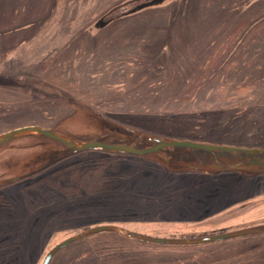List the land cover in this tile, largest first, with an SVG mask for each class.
<instances>
[{
    "label": "rangeland",
    "instance_id": "obj_1",
    "mask_svg": "<svg viewBox=\"0 0 264 264\" xmlns=\"http://www.w3.org/2000/svg\"><path fill=\"white\" fill-rule=\"evenodd\" d=\"M148 1L0 0V135L39 126L79 142L102 133L126 142L107 122L161 139L264 148V1L161 0L94 37L106 9L125 14ZM63 148L37 135L0 146V186L20 177L1 191L0 264H42L51 248L100 224L157 238L264 227L260 175L171 173L105 152L34 172ZM159 263L264 264V233L168 245L103 231L49 262Z\"/></svg>",
    "mask_w": 264,
    "mask_h": 264
},
{
    "label": "water",
    "instance_id": "obj_2",
    "mask_svg": "<svg viewBox=\"0 0 264 264\" xmlns=\"http://www.w3.org/2000/svg\"><path fill=\"white\" fill-rule=\"evenodd\" d=\"M161 0H149L140 7L150 8L158 7ZM25 41L21 43L24 44ZM104 126L110 130L126 137V144L110 143L107 145L100 142L74 141L73 139L53 130L43 129L39 126H26L13 129L0 135V146L10 140L27 136L37 135L45 139L56 140L64 146L61 150H56L49 155L48 161L36 169L37 172L48 167L55 162L70 155L87 151L98 150L120 154H129L142 157L144 159L160 164L169 172L182 171H200L206 173L221 172H239L246 176L264 174V148H241L227 145H213L206 143H197L190 141H179L171 139H161L158 137L143 134L141 132L104 122ZM139 147L136 148V144ZM33 172V173H34ZM20 177H14L5 180L4 184H9L19 180ZM112 231L118 232L128 238L141 241L168 245H185V244H204L215 241L228 240L251 234L264 233V227H253L233 232H226L214 236H205L201 238H157L140 235L133 232L121 231L118 227L110 225H101L90 228L83 232L73 235L61 243L51 248L44 256L42 264H49L53 255L66 245L83 239L88 235Z\"/></svg>",
    "mask_w": 264,
    "mask_h": 264
},
{
    "label": "flooded vegetation",
    "instance_id": "obj_3",
    "mask_svg": "<svg viewBox=\"0 0 264 264\" xmlns=\"http://www.w3.org/2000/svg\"><path fill=\"white\" fill-rule=\"evenodd\" d=\"M6 1V0H4ZM260 1V0H259ZM264 0H261L260 2H263ZM27 2V1H24V3ZM133 8L132 9H129L125 14H121L120 12V9H119V13L117 12L118 10L117 9H113V10H110L108 12L107 9L101 13L100 15H98L95 20L93 21H97V23H95V25L93 26V28L91 29V31L95 32V36L94 37H97L99 33L109 29L111 26H116V23H119L121 22L126 16H128V14H130L132 12ZM106 12V14H105ZM123 13V12H122ZM102 15H104L102 17ZM123 18V19H122ZM122 19V20H121ZM26 28V27H24ZM97 35V36H96ZM93 37V36H92ZM93 37V38H94ZM90 40V39H89ZM90 42V41H89ZM113 136V135H112ZM112 139H114V137H112ZM111 138H110V135L108 136L106 133H102L99 135V138L98 139H84V141H92V142H100L101 144H104V145H107V144H110V143H119V144H126V142L124 141H118V142H112L111 141ZM122 138V137H121ZM124 138V137H123ZM56 143V148H59V147H64L62 145V143L56 141V140H52ZM5 144V143H4ZM3 145V144H2ZM1 145V146H2ZM136 148H138V146H135ZM235 147V146H234ZM243 148V147H241ZM83 152H93V153H96V152H105V153H113V152H107V151H98V150H87V151H82V152H79V153H83ZM78 154V153H77ZM114 155L117 157V158H122V157H125V156H128L129 154H120V153H114ZM27 171H29V169H31L30 167L26 168ZM222 173V172H221ZM260 176L264 177V174H259ZM17 182V181H16ZM15 183V182H14ZM11 184L13 183H10V184H7V185H3V186H0V197L2 194H4V192H1L3 188H6V187H9ZM242 205V204H241ZM101 225H104V224H100L98 226H101ZM110 226H115V225H110ZM257 226V225H255ZM255 226H252V227H255ZM116 227V226H115ZM226 228V227H225ZM225 228H220L218 229V232L217 233H211L209 235H206V236H214V235H218V234H223V233H226L227 231H224ZM88 230V229H87ZM112 232V231H111ZM231 232V231H229ZM80 233V232H78ZM201 237H205V234L204 235H201V236H197V237H181V239H185V238H201ZM259 250V249H258ZM254 254H257L258 251L255 252H252ZM252 255L250 256L253 260H256L258 259V257H255V255ZM260 258V257H259ZM249 259V260H250ZM159 264H163V263H159Z\"/></svg>",
    "mask_w": 264,
    "mask_h": 264
},
{
    "label": "trees",
    "instance_id": "obj_4",
    "mask_svg": "<svg viewBox=\"0 0 264 264\" xmlns=\"http://www.w3.org/2000/svg\"><path fill=\"white\" fill-rule=\"evenodd\" d=\"M146 8H148V7H146ZM142 11H144V8L136 7L134 10H132V12L130 14H128V16L136 15L138 13H141ZM81 172H83V171H81ZM55 181H56V179L48 180L47 182H50L49 184H54ZM90 182H93V181H89L88 183L90 184ZM89 187L91 188L92 186H89V185L87 186L88 190L90 191L91 189ZM87 188H85V190H87ZM70 189L76 190L77 188L75 186H73V187L70 186Z\"/></svg>",
    "mask_w": 264,
    "mask_h": 264
},
{
    "label": "bare ground",
    "instance_id": "obj_5",
    "mask_svg": "<svg viewBox=\"0 0 264 264\" xmlns=\"http://www.w3.org/2000/svg\"><path fill=\"white\" fill-rule=\"evenodd\" d=\"M213 1H214V0H213ZM215 3H216V2H215ZM230 3H231V2H230ZM204 6H205V5H204ZM207 7H208V6H207ZM228 7H229V6H228ZM8 12H9V11H8ZM208 14H209V13H208ZM243 16H244V15H243ZM203 22H204V21H203ZM163 24H164V23H163ZM0 25H1V24H0ZM229 29H230V28H229ZM227 32H228V31H227ZM217 35H218V34H217ZM220 37H221V36H220ZM196 41H197V40H196ZM231 42H232V41H231ZM231 42H230V43H231ZM232 45H233V44H232ZM212 47H213V46H211V48H212ZM201 49H202V48H201ZM223 49H224V48H223ZM223 49H222V50H223ZM210 52H211V51H210ZM221 52H222V51H221ZM219 54H220V53H219ZM211 55H212V54H211ZM204 57H205V56H204ZM190 81H191V80H190ZM0 96H1V95H0ZM0 98H1V97H0ZM2 99H3V98H2ZM34 120H35V119H34Z\"/></svg>",
    "mask_w": 264,
    "mask_h": 264
},
{
    "label": "crops",
    "instance_id": "obj_6",
    "mask_svg": "<svg viewBox=\"0 0 264 264\" xmlns=\"http://www.w3.org/2000/svg\"><path fill=\"white\" fill-rule=\"evenodd\" d=\"M153 162V161H152ZM169 172V171H168ZM171 173H173V172H171ZM175 173H180V172H175Z\"/></svg>",
    "mask_w": 264,
    "mask_h": 264
}]
</instances>
